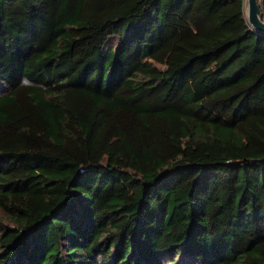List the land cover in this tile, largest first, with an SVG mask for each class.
Returning <instances> with one entry per match:
<instances>
[{
    "label": "trees",
    "instance_id": "16d2710c",
    "mask_svg": "<svg viewBox=\"0 0 264 264\" xmlns=\"http://www.w3.org/2000/svg\"><path fill=\"white\" fill-rule=\"evenodd\" d=\"M0 210V264H264L245 0H0Z\"/></svg>",
    "mask_w": 264,
    "mask_h": 264
},
{
    "label": "water",
    "instance_id": "95a60500",
    "mask_svg": "<svg viewBox=\"0 0 264 264\" xmlns=\"http://www.w3.org/2000/svg\"><path fill=\"white\" fill-rule=\"evenodd\" d=\"M245 13L249 25L258 33H264V14L259 0H245Z\"/></svg>",
    "mask_w": 264,
    "mask_h": 264
},
{
    "label": "rangeland",
    "instance_id": "374dc122",
    "mask_svg": "<svg viewBox=\"0 0 264 264\" xmlns=\"http://www.w3.org/2000/svg\"><path fill=\"white\" fill-rule=\"evenodd\" d=\"M118 39L117 38H113V39H110L109 41H108V46H117V44H118ZM109 57H110V55H109ZM0 217H2V212H1V210H0Z\"/></svg>",
    "mask_w": 264,
    "mask_h": 264
}]
</instances>
